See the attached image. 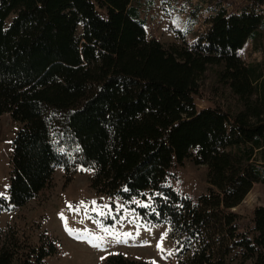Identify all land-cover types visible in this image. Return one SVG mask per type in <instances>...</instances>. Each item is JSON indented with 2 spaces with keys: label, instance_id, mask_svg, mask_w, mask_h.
Segmentation results:
<instances>
[{
  "label": "trees",
  "instance_id": "16d2710c",
  "mask_svg": "<svg viewBox=\"0 0 264 264\" xmlns=\"http://www.w3.org/2000/svg\"><path fill=\"white\" fill-rule=\"evenodd\" d=\"M199 1L203 28L168 49L148 38L132 0H0V114L19 124L0 214L35 197L57 167L66 181L92 169L96 192L120 197L143 223L170 222L174 264H226L234 251L238 264H264V205L250 225L232 210L264 184V68L240 55L248 42L264 50V0L239 11ZM211 64L243 99L233 114L194 101ZM186 158L207 170L195 198L169 183ZM55 251L44 234L33 243L0 227V264H45Z\"/></svg>",
  "mask_w": 264,
  "mask_h": 264
},
{
  "label": "rangeland",
  "instance_id": "374dc122",
  "mask_svg": "<svg viewBox=\"0 0 264 264\" xmlns=\"http://www.w3.org/2000/svg\"><path fill=\"white\" fill-rule=\"evenodd\" d=\"M219 1L231 11H239L249 2ZM132 3L138 6L145 21L148 38L158 39L168 49L191 41L203 28L207 15L199 0H132ZM97 11L105 14L102 8L97 7ZM81 28L80 23L77 33ZM240 55L247 62L262 61L264 68V50L257 51L251 42L243 47ZM219 68L217 64L208 65L199 76L194 101L198 108L220 107L233 114L242 107L243 99L219 79ZM254 97L256 94L251 96ZM259 98L263 100L262 96ZM18 126L8 113L0 114V194H3L0 196L5 198L8 197L12 140ZM206 172L204 165L186 158L182 163L173 164L169 183L179 193L195 198L207 190ZM91 175L92 169L80 167L66 181L62 168L57 167L48 184L35 197L22 206L1 212L0 227L17 226L33 243L38 242L42 234L52 239L56 251L45 258V264H108L111 257L118 255L135 263L174 264L180 256L171 236L170 222L143 223L120 197L96 192L91 186ZM82 201L85 207L79 212L67 207L69 204L77 206ZM93 201L98 211L91 210ZM105 205L107 208L103 207ZM257 205H264V184L260 182L254 183L232 210L240 215L244 225H250ZM100 211L104 214H99ZM241 260L234 251L227 257L226 264H238ZM244 262L252 264V259L246 258Z\"/></svg>",
  "mask_w": 264,
  "mask_h": 264
},
{
  "label": "snow or ice",
  "instance_id": "6c2138e0",
  "mask_svg": "<svg viewBox=\"0 0 264 264\" xmlns=\"http://www.w3.org/2000/svg\"><path fill=\"white\" fill-rule=\"evenodd\" d=\"M0 195H3V194H0ZM92 204H93V208L91 210L92 211H98V209L95 207V201H93ZM67 207H68V209L70 211H77V212H79L81 208L85 207V203L82 201L77 206H74V205L69 204V205H67ZM103 207L104 208H107V205H105ZM85 211H87V209H85ZM99 214L103 215L104 213L102 211H100ZM61 218L62 219L64 218L62 213H61ZM104 231L107 232L108 230L105 228ZM109 234H111V233H109ZM125 235H130V234H125ZM94 246H98V245H94ZM157 247H160V245L158 244ZM102 259H103V257H102Z\"/></svg>",
  "mask_w": 264,
  "mask_h": 264
}]
</instances>
